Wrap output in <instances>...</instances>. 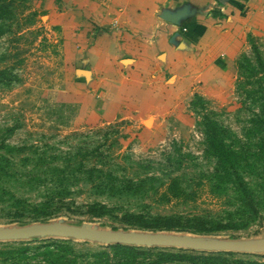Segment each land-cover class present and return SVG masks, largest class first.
Here are the masks:
<instances>
[{"label":"rangeland","instance_id":"1","mask_svg":"<svg viewBox=\"0 0 264 264\" xmlns=\"http://www.w3.org/2000/svg\"><path fill=\"white\" fill-rule=\"evenodd\" d=\"M8 1L12 15L0 23V156L10 165L0 187L21 198L33 199L35 192L59 195L64 206L47 223L110 231L139 232L100 206L138 209L146 205L151 215L222 216L225 212L230 217L239 207L248 217L222 222L225 229L168 234L234 241L264 239V155L259 161L250 157L256 140L241 137L251 111L244 91L255 85L245 84L241 77L246 71L239 67L242 58L253 60L252 48L264 59L259 40L247 37L246 48L235 57L227 96L209 99L201 95L196 83L177 82L158 70L141 73L139 78L127 69L115 71L118 59L122 61L124 56L115 59L112 52L110 58L105 56L103 37H122V12L107 9L109 0ZM161 20L171 21L167 17ZM94 48L101 55L94 56ZM101 59L106 63L109 59L110 64ZM204 116L230 131L222 142L238 152L231 163L246 184L248 199H242L243 204L238 203L233 175L212 178L216 169L213 145L217 142L204 141ZM41 153L53 160L38 165L31 162ZM63 157L73 173L64 170L59 160ZM87 169L89 174H80ZM161 174L166 175L164 181L144 182L150 177L163 179ZM174 177L182 182V195L169 198L166 184ZM29 221L31 218L8 223L0 217V227H18ZM54 244L67 250L61 257L71 261L69 264H97L102 255L116 260L114 250H150L137 258V264H190L183 256L222 254L158 246L120 249L43 236L0 241V264H16L20 259L36 264L39 257L32 251ZM22 249L30 252L7 254ZM227 258L264 264V253H231Z\"/></svg>","mask_w":264,"mask_h":264},{"label":"crops","instance_id":"2","mask_svg":"<svg viewBox=\"0 0 264 264\" xmlns=\"http://www.w3.org/2000/svg\"><path fill=\"white\" fill-rule=\"evenodd\" d=\"M107 9L122 12V37H103L105 56H124L115 71L127 69L139 78L158 70L177 82L196 83L209 99L227 96L234 59L247 37L264 47V0H109ZM166 17L170 23L161 20ZM97 48L94 56L101 55Z\"/></svg>","mask_w":264,"mask_h":264},{"label":"trees","instance_id":"3","mask_svg":"<svg viewBox=\"0 0 264 264\" xmlns=\"http://www.w3.org/2000/svg\"><path fill=\"white\" fill-rule=\"evenodd\" d=\"M10 1L0 0V23L1 21H6L8 16L11 14ZM10 19H8L9 21ZM251 48V47H250ZM253 52V60H249L247 58H242L243 65L240 64V68L246 71V74L241 77L245 80V84L255 85V87L251 90L244 91V96L248 99L250 103L249 116L245 121V126L242 128L241 137L244 140H256L255 141V152L250 156L253 159L261 160L258 157L264 155L263 147H264V59L258 54L255 48H252ZM252 77L255 79L252 81ZM1 83V82H0ZM204 132L203 136L205 138L206 144H210L209 141L214 139L217 144L214 146V153L212 157L216 159L213 165L216 166L212 174V178H216L217 176L225 178L232 176V182L235 186V190L238 194L239 204L242 203V199H248L246 196L248 195L246 184L242 181L241 178L238 177L236 171L232 168V163L234 158L238 152L229 148L228 145L224 144L222 141L227 135L229 137V130L224 129L218 124L214 123L210 119H207V116H204ZM263 128V129H262ZM262 129V130H261ZM229 131V132H228ZM232 138L237 139L234 134L231 133ZM213 141V140H212ZM254 146V145H253ZM219 148V150L217 149ZM44 154L41 153L38 157L33 161L35 165L38 164H46L47 160H53V158L45 157ZM221 155V156H220ZM49 158V159H48ZM61 162L64 163V170H67V173H73L74 169L68 168V162L66 158H61ZM0 164H2V169L0 170V179L8 174L5 171V168L10 165L9 160L5 157L0 156ZM263 169V168H262ZM233 170V171H232ZM57 170L55 169V172ZM85 171V172H84ZM100 172V171H97ZM85 173L89 174L90 171L83 170L80 174ZM210 176V174H208ZM162 177H150L146 178L144 182H151L155 180L164 181V177L166 175H162ZM218 178V177H217ZM236 179V182L235 180ZM179 184H182L179 178H169L166 184L167 195L169 198H176L182 195V190L179 188ZM35 198H21L16 197L7 192L4 188L0 187V217L5 218L8 223L17 222L20 219H30L31 221L27 223H20L18 226H25L33 223H47L45 221L48 219L56 210L60 207L64 206V202L59 195L49 193V192H35ZM140 193V192H139ZM250 194V193H249ZM101 209H105L109 212L110 216L117 221L133 225L135 230L139 232H150V233H190L191 231H196L198 234H203L205 232H214L218 229H225L223 223L237 221L239 219L247 218L246 215L241 208H236L234 210L235 213L230 217V214L223 213L222 216L215 215L210 216L208 214L204 215H181V214H171V215H151L148 210V206H141L138 209H134L131 207H120L116 206L113 208L107 207H99ZM107 208V209H106ZM40 218L41 221H37L34 219ZM112 231H115L112 229ZM60 245L54 244L50 246H39L36 250H33L31 254L35 255L34 257H39L37 259L36 264H69L71 261L63 260V256L61 254H65L67 250H63V248L59 247ZM114 248L120 249H134V246L129 245H120L113 244L108 245ZM53 248V250H51ZM60 248L61 250H57ZM29 250H12L7 252V254H25ZM115 255L114 258L116 260H109L106 256L102 255V258L97 260V264H137V258L144 253L149 252L150 250H114ZM185 251V250H182ZM30 252V251H29ZM221 256H210V257H200V256H183L187 262L190 264H257L255 262H244L242 260L237 259H228L227 257L231 255V253L221 252ZM217 254V253H214ZM168 255V254H167ZM157 256V255H156ZM123 257H128L131 261L129 263L125 262ZM62 259V260H61ZM229 261H228V260ZM21 261L16 262V264H27ZM13 261V260H12ZM148 264H157V262H150Z\"/></svg>","mask_w":264,"mask_h":264},{"label":"water","instance_id":"4","mask_svg":"<svg viewBox=\"0 0 264 264\" xmlns=\"http://www.w3.org/2000/svg\"><path fill=\"white\" fill-rule=\"evenodd\" d=\"M43 236L65 237L102 245L158 246L192 251L244 254L264 253V239L253 241L203 239L168 233L100 230L88 225L74 226L61 222L35 223L10 228L0 227V241L24 240Z\"/></svg>","mask_w":264,"mask_h":264}]
</instances>
